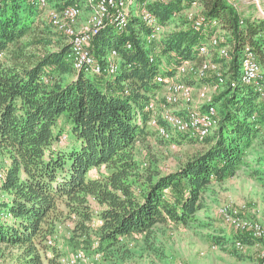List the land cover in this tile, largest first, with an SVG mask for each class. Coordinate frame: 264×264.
<instances>
[{"label": "trees", "instance_id": "16d2710c", "mask_svg": "<svg viewBox=\"0 0 264 264\" xmlns=\"http://www.w3.org/2000/svg\"><path fill=\"white\" fill-rule=\"evenodd\" d=\"M80 1L49 0L58 9ZM193 1L149 4L162 23H177L156 51L146 44L148 28L138 17L130 19L126 32L102 28L92 52L104 64L116 49L119 68L97 74L74 67L67 37L50 20L47 24L43 7L31 0H0V155L9 159L0 184L7 195L0 197V251H15L14 264H62L61 257L76 250L100 253L96 264H120L133 256L135 242L154 251L158 229L198 221L211 186L249 166L264 127V102L257 85L241 81L240 67L249 46L261 63L264 89V18L226 0H199L202 15L220 21L230 45L229 58L214 59L226 61L224 89L212 101L217 128L203 140L159 136L200 144L175 169L138 157L139 140L157 134L145 109L161 88L156 76H172L184 61H199L198 48L212 30L196 28L183 14ZM215 80L210 74L198 81L202 86ZM67 224L71 233L61 236ZM234 231V238L253 243ZM232 238L212 236L214 245Z\"/></svg>", "mask_w": 264, "mask_h": 264}, {"label": "built area", "instance_id": "2783aa9c", "mask_svg": "<svg viewBox=\"0 0 264 264\" xmlns=\"http://www.w3.org/2000/svg\"><path fill=\"white\" fill-rule=\"evenodd\" d=\"M43 7L52 25L66 37L70 43V59L77 70H86L91 73L115 74L119 68V52L112 49L105 63L102 64L92 52V41L99 31L111 25L120 32H126L131 17H138L148 28L144 36L146 44L157 50L156 43L164 34L173 30L169 29L172 21L162 23L158 16L150 9L149 4L154 1L164 0H81L78 3L64 6L60 9L50 7L49 0H31ZM247 4L258 6V15L264 18L263 0H246ZM230 5L239 9V0H226ZM263 3V4H262ZM82 5H87L90 12L85 24L81 22L83 14ZM201 9L199 0L192 2L191 6L184 10L183 14L194 22L196 28L206 29L211 27L207 39L199 46L198 56L200 60H186L175 71V77L158 74L156 81L161 84L158 92L147 102L145 109L149 112L148 126L155 130L164 139L170 140L177 134L187 135L189 138L203 140L218 126L219 114L217 107L212 104L213 96L218 90L223 89L226 79L221 64L212 59L211 52L219 57L227 59L230 56V45L224 34L222 24L217 19H206L202 15V9L198 13H189L188 10ZM177 14H175V17ZM131 47V44H128ZM153 59V53L150 54ZM210 74L216 75L213 85L203 84L198 89L181 78L180 75H193L197 79L206 78ZM262 78V66L257 53L247 46L240 67V79L244 83L257 85L260 97L264 102V89L259 85ZM235 82H231L234 86ZM163 87V93L160 90ZM212 88V92L210 91ZM64 135L62 139H66ZM174 143L175 142H171ZM1 161V157H0ZM7 165L0 167V184L5 179ZM247 204H237L232 201L224 202L218 208V213L224 223L234 230L246 233L255 241L264 242V221L252 218L248 215ZM9 215V213L7 214ZM101 224L100 219L95 220ZM52 244V241L49 240ZM245 243L236 241L238 248H243ZM213 248H215L213 246ZM100 253L94 256L87 255L82 250L70 252L61 257L62 264H96ZM127 264H144L130 261ZM178 264H183L179 262ZM264 264V252L261 261Z\"/></svg>", "mask_w": 264, "mask_h": 264}, {"label": "rangeland", "instance_id": "374dc122", "mask_svg": "<svg viewBox=\"0 0 264 264\" xmlns=\"http://www.w3.org/2000/svg\"><path fill=\"white\" fill-rule=\"evenodd\" d=\"M49 5H51L50 7H53L50 2ZM246 6L250 9L252 14L258 13L257 5L249 3V5ZM262 7H264V5H262ZM200 10L201 9L196 10L194 8L192 10H188L187 12L195 14ZM43 18L48 24L50 18L48 17V13L45 9ZM132 18L135 17H131V19ZM86 19L87 16H85L81 22L85 24ZM176 25L177 23L173 21L169 29L176 27ZM224 34L227 35L225 31ZM210 57L212 59L220 58L219 55L214 52H211ZM225 62V60L220 62L222 70ZM175 76L176 75L174 73L173 77ZM179 78L184 80L182 75H180ZM187 78L191 80V82H187L194 85L197 89L201 86L199 83L202 82H199V79L195 78L193 75H187ZM212 83L213 82L211 81H207L204 84L212 86ZM221 90H218L215 94ZM210 91L212 92V88H210ZM160 93H163V87L160 90ZM65 135H67V138L64 141H67L70 135L68 133H65ZM180 140L181 142H176L174 144L171 142H164L157 134L149 135L145 139H140L136 144L138 157L142 161H148L149 164L151 163L154 165L155 163H158L159 167L164 170L175 169L181 161L186 159L189 154L200 146L199 143L194 142L193 140L183 138H180ZM3 156L0 155V167L6 166L9 162V159ZM248 162L249 166L243 167L240 172H238L237 176H243L248 179L249 183L251 182L253 186H261L264 189V127L262 128L261 136L257 140V144L249 154ZM256 168L261 172L251 175V170ZM212 193L213 192L207 193L205 197L206 206L203 210L197 213L198 221L193 222L191 225L184 228H165L157 230L153 245L157 246L154 251L156 250L160 253L156 254L153 249L147 250L146 248H141L140 245L138 246L137 242H135L137 249H134L133 256L125 257L126 259L124 258V261L120 264H127L130 261H137L144 264H178L179 262H182L183 264L260 263L261 254L264 252V242L255 241L253 244L245 243L243 248H238L236 246L238 238H234V229L224 223L218 213V208L225 202V199H216L213 197ZM211 200L214 202L215 207L208 206L209 201L211 202ZM70 233L69 224L66 226L62 225L60 235L69 236ZM229 233L231 235H229ZM214 234L225 235L233 238L224 245H214V241L212 239ZM253 245H256V247H252ZM213 246L215 248H213ZM15 256V251H0V264H14Z\"/></svg>", "mask_w": 264, "mask_h": 264}, {"label": "crops", "instance_id": "0c3cea01", "mask_svg": "<svg viewBox=\"0 0 264 264\" xmlns=\"http://www.w3.org/2000/svg\"><path fill=\"white\" fill-rule=\"evenodd\" d=\"M247 1L239 0V10L245 12L246 14H250L251 11L247 9ZM83 14L81 16V20L88 16L90 9L87 5H82ZM185 77V76H183ZM263 188L261 186H253V184L249 180L244 178L243 176H234L227 180L222 185H213L211 186L212 195L216 199H225V202L232 201L237 204H247L248 205V215L252 218H256L264 221V194ZM208 192V193H209ZM0 197L6 198V194L4 195L0 191ZM212 197V196H211ZM221 203V202H218ZM208 206H213L214 202L209 201ZM235 232V231H234ZM229 235H231L229 233ZM229 237V236H228ZM255 243V240L253 239ZM253 244V243H252ZM257 244V243H256ZM252 247H256L253 245Z\"/></svg>", "mask_w": 264, "mask_h": 264}, {"label": "water", "instance_id": "95a60500", "mask_svg": "<svg viewBox=\"0 0 264 264\" xmlns=\"http://www.w3.org/2000/svg\"><path fill=\"white\" fill-rule=\"evenodd\" d=\"M263 3H264V0H263Z\"/></svg>", "mask_w": 264, "mask_h": 264}]
</instances>
